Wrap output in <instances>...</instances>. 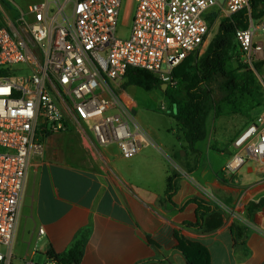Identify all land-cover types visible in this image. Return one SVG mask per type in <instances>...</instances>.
Wrapping results in <instances>:
<instances>
[{"label":"built area","instance_id":"1","mask_svg":"<svg viewBox=\"0 0 264 264\" xmlns=\"http://www.w3.org/2000/svg\"><path fill=\"white\" fill-rule=\"evenodd\" d=\"M121 4L33 0L24 9L16 5L13 14L0 4V264L12 259L25 178L32 159L42 157L48 135L74 127L91 154L114 145L123 158L136 156L140 137L152 141L135 119L134 99L120 85L126 69L147 70L172 86L173 69L190 54L202 53L208 16L214 13L216 20L248 10V0H131L124 38L116 34ZM258 32L264 40V17L235 32L249 60L262 50L254 43ZM258 80L264 86V76ZM232 144L230 170L249 159L264 164V114ZM199 190L205 200L239 218L236 209ZM43 264L60 263L47 257Z\"/></svg>","mask_w":264,"mask_h":264},{"label":"crops","instance_id":"2","mask_svg":"<svg viewBox=\"0 0 264 264\" xmlns=\"http://www.w3.org/2000/svg\"><path fill=\"white\" fill-rule=\"evenodd\" d=\"M254 43L262 50L252 58L264 60V43ZM234 114L223 109L209 116L207 137L197 145L201 161L191 173L184 160L174 159L177 150L185 155L180 140L166 144L157 138L155 144L142 136L132 158L120 156L114 145L99 154L84 148L83 155L65 156L53 142L61 133L49 135L25 178L10 264H43L48 252L65 251L79 234L84 248L78 264H188L172 250L174 230L195 221L196 204L190 200L204 197L200 187L236 209L239 218L226 213L214 231L182 232L207 248L210 264H264V205L246 213L248 203L264 197V164L249 159L237 170L228 168L233 140L246 128H235ZM173 170L181 175L171 198L174 208L159 203ZM235 221L248 229L244 242L232 236Z\"/></svg>","mask_w":264,"mask_h":264},{"label":"trees","instance_id":"3","mask_svg":"<svg viewBox=\"0 0 264 264\" xmlns=\"http://www.w3.org/2000/svg\"><path fill=\"white\" fill-rule=\"evenodd\" d=\"M215 16L211 13L207 17L209 26L215 20ZM263 17L264 0H248V10L242 9L230 17L219 20L214 35L200 55L186 57L172 71V77L176 82L172 86H167L164 94L174 106L171 116L176 124L174 130L176 139L184 143L182 148L185 155L181 156L175 152L174 159L184 160V170L187 173H191L201 161L202 153L197 145L207 137L209 116L212 113L220 114L225 106L233 113H240L242 110L239 98L243 95L254 97L257 90L254 70H259L262 63H252L254 69L252 70L238 62L240 73L237 75L233 71H227L225 67L228 61L235 58L232 51L236 46L239 47L235 38L236 30L245 29L249 20L258 22ZM236 60H239L238 57ZM161 84L149 71L128 67L121 86L124 89L135 86L152 91L160 89ZM180 176L176 170L170 172L159 203L164 202L172 208L176 207L171 198L178 189ZM190 201L196 204L195 221H185L180 229L174 230L177 244L172 250L181 253L188 264H210L207 248L200 241L185 235L182 230L202 234L214 231L222 225L225 213L220 207L202 197H194ZM263 205L264 197L248 203L247 215L250 216L251 212ZM230 231L235 241L244 242L248 229L235 221L230 225ZM83 248L84 234H79L65 251L61 253L50 251L47 257L55 259L60 264H78Z\"/></svg>","mask_w":264,"mask_h":264},{"label":"rangeland","instance_id":"4","mask_svg":"<svg viewBox=\"0 0 264 264\" xmlns=\"http://www.w3.org/2000/svg\"><path fill=\"white\" fill-rule=\"evenodd\" d=\"M2 1V0H1ZM0 1V2H1ZM33 0H12L10 4L0 3L3 10L7 13H12L15 11V6L18 5L22 9H24L27 3ZM221 3V2H220ZM70 11V8L67 9ZM131 12V0H122L120 14L116 25V34L119 37H127L129 34V15ZM219 18L213 21V23L209 26L208 35L206 38V43L204 45L203 50L207 46L209 40L214 35L217 25L219 22ZM255 41H261L264 43L262 35L258 32V35L254 38ZM203 52V51H202ZM196 55H200L199 53H192L187 57L193 58ZM232 55L235 57L234 59L228 61L226 63V70L233 71L237 74L240 73L238 69V62L242 65L249 66L250 69H253V66L250 65L251 63H258L261 62L262 65L259 70L255 74V79L257 83V90L254 94V97H250L248 95H243L239 98L240 100V113H235L232 116L231 120H233L235 124V128L238 126L242 128L247 127L251 122H253L258 116L264 114V86L259 82L258 76H264V60L251 58L249 60L240 50L238 46L236 49L232 51ZM238 57L239 60H236ZM123 80L121 81L120 85L122 84ZM122 87V86H121ZM126 91L131 95V97L135 101V110L136 115L135 119L139 123L141 127L146 130H150L151 128L155 131L154 133L151 131L150 139L153 143H157V138L164 142V143H171L175 142L176 135L174 131H171V128L175 130L176 124L174 119L171 116V113L174 111V106L170 103L169 99L165 96L164 92L161 89H155L152 91H145L139 87L129 86L126 88ZM225 110L231 113V110L228 106L224 107ZM71 132L69 135L61 133L60 135L53 136V142L56 147L59 148L60 152L63 155L69 156L71 154L74 155H83L84 154V147L82 146L79 136L74 129V127H70L68 129ZM73 131V132H72ZM149 131V132H150ZM172 132V134L170 133ZM177 140V139H176ZM179 148V146H178ZM175 152L180 153V150ZM132 160H127L130 162ZM264 172V169H263ZM12 260V259H11ZM13 264H16V261L13 260Z\"/></svg>","mask_w":264,"mask_h":264},{"label":"water","instance_id":"5","mask_svg":"<svg viewBox=\"0 0 264 264\" xmlns=\"http://www.w3.org/2000/svg\"><path fill=\"white\" fill-rule=\"evenodd\" d=\"M166 88H167L166 83H162L161 86H160V89L164 92Z\"/></svg>","mask_w":264,"mask_h":264},{"label":"bare ground","instance_id":"6","mask_svg":"<svg viewBox=\"0 0 264 264\" xmlns=\"http://www.w3.org/2000/svg\"><path fill=\"white\" fill-rule=\"evenodd\" d=\"M263 169H264V166H263Z\"/></svg>","mask_w":264,"mask_h":264}]
</instances>
